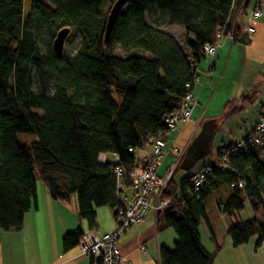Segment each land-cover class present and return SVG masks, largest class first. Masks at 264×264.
I'll return each mask as SVG.
<instances>
[{
    "label": "trees",
    "instance_id": "1",
    "mask_svg": "<svg viewBox=\"0 0 264 264\" xmlns=\"http://www.w3.org/2000/svg\"><path fill=\"white\" fill-rule=\"evenodd\" d=\"M115 1L30 0L25 11V0H0V232L23 228L37 181L53 201L74 195L76 215L90 230L96 227L95 209L106 207L114 218L120 203L112 162L100 164L98 155H116L126 171L142 165L135 152L165 131L164 118L193 91L203 49L215 44L217 32L225 27L226 35L238 37L234 42L249 43L234 20L251 0H129L104 43ZM163 26L182 28L185 51ZM63 29L78 33L79 44L73 56L57 58L52 42ZM113 45L149 57H117ZM255 95L253 89L242 102L251 104ZM18 135L34 141L20 146ZM235 145L219 147L216 161L202 166L210 171L196 192L186 181L190 175L175 181V170L165 194L178 192L155 223L159 232L171 229L176 241L171 250L159 247V264L213 263L215 253L201 246L198 229L205 223L215 240L204 206L214 193L223 215L233 217L244 202L254 214H264V143H246L230 156ZM222 158L224 168L218 166ZM82 234H64L62 250L77 246ZM226 234L233 247L255 237L258 248L264 221L234 219Z\"/></svg>",
    "mask_w": 264,
    "mask_h": 264
},
{
    "label": "rangeland",
    "instance_id": "2",
    "mask_svg": "<svg viewBox=\"0 0 264 264\" xmlns=\"http://www.w3.org/2000/svg\"><path fill=\"white\" fill-rule=\"evenodd\" d=\"M25 0V11L28 10V2ZM250 11V9L248 10ZM250 25L255 29L256 33L249 35L250 42L247 44L236 45L243 47L244 51L239 53L234 51L233 56L226 71L222 74L221 69L214 76L210 72V79L206 82L201 93V98L198 104L199 113L206 110L204 121L214 119L217 124L213 132L211 140L210 153L202 160L198 161L189 172L176 170L174 179L178 182L184 176L198 170L201 166L214 163L216 161V150L219 147L238 141L244 133L249 132L254 128L256 121L259 119V113L264 111V21L250 22ZM162 32L172 36L182 50L184 47V34L182 28L178 26H163L159 28ZM79 35L75 31H70L64 41L63 53L66 56H73L78 48ZM140 55L148 58L149 56L143 52L123 50L118 45H113V55L121 58H127L131 55ZM209 65V59L205 58L201 61L200 66L205 70ZM220 76V78H219ZM256 90L254 100L250 103L242 102V96ZM192 117V116H191ZM194 118V115H193ZM197 120V117H195ZM203 121V122H204ZM192 124H186L177 136L175 147L179 151H183L187 137L192 130ZM200 130V128H199ZM198 130V131H199ZM198 133V132H197ZM196 133V134H197ZM34 141L32 135H18L17 143L20 146H26ZM149 147L144 146L143 149L135 152L136 157H141L149 152ZM262 151V150H261ZM263 154V152H261ZM109 163L113 158L108 156ZM173 158H168L165 166L169 165ZM36 186L40 192L43 183L37 181ZM217 194L211 195L204 203L205 211L211 229L215 235L216 242L209 245L210 241L206 235L205 225L199 226L201 244L208 248V251L215 253L212 264H264V243L256 248V238L252 237L248 243L233 247L229 236L226 234L228 225L234 219L242 220L249 217H255L258 221H264V214H254L247 202H244V208L236 213L233 217H228L220 213L217 208ZM70 201L65 203L68 211H76V198L72 195ZM72 213V212H71ZM73 216H77L73 213ZM153 215H150L136 226L126 229L119 235L118 244L126 253V258L130 264H158L156 247L164 244L168 249L173 248V243L176 241L175 233L171 229H166L162 232H155L153 229ZM80 224V228L84 234L93 232L98 236L103 234H111L117 230V223L110 209L100 207L96 209V224L97 227L93 231H89L84 221H79L78 217H74ZM16 234L11 232H0L2 236L0 240V257H5L4 250L13 248L16 256V264H37L42 263L47 257L48 241L45 235L43 225H39L33 238L15 240L17 236L9 235ZM148 235L145 243L140 244V238ZM12 241V242H11ZM144 247L141 251V246ZM216 246L219 247L216 250ZM7 258V257H6ZM6 258L4 261H7ZM8 264V261L5 262Z\"/></svg>",
    "mask_w": 264,
    "mask_h": 264
},
{
    "label": "built area",
    "instance_id": "3",
    "mask_svg": "<svg viewBox=\"0 0 264 264\" xmlns=\"http://www.w3.org/2000/svg\"><path fill=\"white\" fill-rule=\"evenodd\" d=\"M264 17V3L257 4L249 11L247 21L241 29L242 34L252 35L254 28L250 26V20ZM217 40L213 45L204 47L205 58L209 59V65L205 72L194 78V88H201L202 81L207 77L208 71L213 65V59L217 48L222 41L238 39L232 34H225V27L217 32ZM188 88L189 85L187 84ZM197 104V98L193 92L187 93L179 103L177 109L167 115L163 121L164 132L155 136H149L145 141V146L149 147L148 155L140 157L142 165L131 171H126L118 166V158L111 155L112 173L116 179L115 198L120 206L115 209V221L117 230L111 234L96 235L93 232L82 234L78 240L77 247L82 257H88L101 264H128L123 261L118 245L119 235L126 229L136 226L148 216L162 214L168 209L172 198L177 194L175 190L171 195H166L168 183L181 159L182 153L175 147V141L181 129L191 120L192 110ZM246 143L260 145L264 143V111L261 112L253 132L243 137L235 148L229 153L234 156L242 150ZM132 153V149H128ZM109 155L99 154L97 162L105 163ZM168 157H173L169 165H164ZM227 162L225 158L220 159L219 167L224 168ZM210 168L205 166L193 172L186 178L193 191H198L205 180ZM180 184V183H179ZM238 188L241 184H237Z\"/></svg>",
    "mask_w": 264,
    "mask_h": 264
},
{
    "label": "crops",
    "instance_id": "4",
    "mask_svg": "<svg viewBox=\"0 0 264 264\" xmlns=\"http://www.w3.org/2000/svg\"><path fill=\"white\" fill-rule=\"evenodd\" d=\"M263 3H264V0H251V3H250L248 10L257 4H263ZM248 10L246 11V13L244 15H239L234 20L241 27H243L247 21L248 14H249ZM255 19H256V21H260V22L264 21V17L255 18ZM253 21H254V19L250 20V22H253ZM255 33H256V31H255ZM248 38H249V35H248ZM249 42H250V38H249ZM236 45H241V43L234 42V41H231L229 39L223 40L221 45L216 50V53H215V56L213 59V65L210 68V70L208 71L207 77L202 81L201 88H198V87L193 88L192 92H193V95L197 98V104L192 110L191 120L188 123H186V124L191 123L193 126H192V130H191L189 136L187 137V141H186L185 147L183 148V151L178 150L180 153L184 152V150L188 147L191 140L196 135L201 124L204 121V118L206 115V110H207L208 106L205 110L202 111V113H199L198 104H199V101L201 98L202 90L204 89L206 82L208 81V79L212 78V77H210V72H213L211 74V76H214L216 73L219 72L220 69H221L222 74L226 71V68L231 61V58L233 56L234 51L237 50V52H239V53L244 51L243 47H238ZM198 68H199L198 74L200 76L202 74V72H205L207 70L208 66L205 70H203V68L199 64ZM219 78H220V76H219ZM193 115H194V118H193ZM195 117H197V120H195ZM249 132L244 133L243 136L238 141L234 142L233 144L238 143L243 137L247 136L249 134ZM176 140H177V138H176ZM175 143H176V141H175ZM148 153L145 155H148ZM145 155H143L141 157H144ZM138 158H140V157H138ZM168 158H171V157H168ZM179 164H180V161H179L178 165ZM191 174H188V175H191ZM65 203H67V202L53 201L49 197L45 187H41L40 192H39L38 188L36 187L35 203L31 206L30 210L25 215L24 222H23V228L18 232H11V233H16V234H9V235H13V237L17 236L15 238V240H17V242L20 239L21 240L27 239L28 241H30L33 238V236L35 235V232L38 230L39 225H41V224L43 225L45 235H46V238L48 241V252L45 253V254H47V257L44 259V261L42 263L39 261L37 264H88L89 263L88 257L80 256L77 246H75L74 248H71L70 250H68L66 252H64L62 250L61 239L64 236V234L74 232L77 229H80V231L82 232V229L80 228L79 222H77L76 219L74 218L77 216H73V213L76 215V211L75 210L74 211H72V210L68 211V208L65 206ZM95 213H96V209H95ZM152 218H153V229L155 232L159 233V231L157 230V227H156L155 218L154 217H152ZM207 220H208V218H207ZM95 222H96V219H95ZM85 224H86V222H85ZM202 224L205 225V228L207 231L206 235H208V239L210 241L209 245L214 246V244H212V242H214V241L216 242V238H215L214 233H213V236H214L215 240L213 241L210 237L207 225L205 223H202ZM208 225L211 228L209 221H208ZM86 227L89 231H93L96 229L97 224H96V227L92 230H90L88 228L87 224H86ZM211 231H212V229H211ZM199 234H200V232H199ZM1 237L2 236H0V240L2 239ZM146 238H148V235L142 236L140 238V241H139L140 244L143 245V243H145V241H146ZM200 243H201V241H200ZM118 245L120 248V252H121L123 261L130 264V262L126 258L125 249L123 251L121 249L120 244H118ZM142 245H140L141 251H143V249H144V247H142ZM160 246H165V245L160 244V243L157 245V247H156L157 259H158V249ZM201 246L205 249L206 252L211 253L208 251L207 247H205L202 244H201ZM4 253H5V257H3V255L0 257L1 263L7 257L6 260L8 261V264H16L15 261H16L17 255L15 256V251L12 247L5 249ZM7 261H4L3 264H5V262H7ZM19 264H22V263H19ZM158 264H159V262H158Z\"/></svg>",
    "mask_w": 264,
    "mask_h": 264
},
{
    "label": "water",
    "instance_id": "5",
    "mask_svg": "<svg viewBox=\"0 0 264 264\" xmlns=\"http://www.w3.org/2000/svg\"><path fill=\"white\" fill-rule=\"evenodd\" d=\"M128 1L129 0H116L111 6L105 24L104 43L107 41L122 7ZM68 34V29H63L56 34L52 42V52L55 57L59 58L62 56L64 41ZM216 127L217 124L214 119L206 120L201 124L199 133L191 140L186 148L184 158L178 165L180 171L189 172L198 161L202 160L210 153L212 135Z\"/></svg>",
    "mask_w": 264,
    "mask_h": 264
},
{
    "label": "flooded vegetation",
    "instance_id": "6",
    "mask_svg": "<svg viewBox=\"0 0 264 264\" xmlns=\"http://www.w3.org/2000/svg\"><path fill=\"white\" fill-rule=\"evenodd\" d=\"M199 131H200V130H199ZM199 131H198V133H199ZM198 133H197V134H198ZM197 134H196L195 136H197ZM195 136H194V137H195ZM194 137H193V138H194ZM192 140H193V139H192ZM185 151H186V149L184 150V152H183V154H182V157H181V159H180V162H181V161H182V159L184 158ZM176 169H178V166H177V168H176Z\"/></svg>",
    "mask_w": 264,
    "mask_h": 264
}]
</instances>
